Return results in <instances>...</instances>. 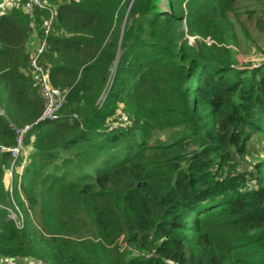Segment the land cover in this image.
I'll return each mask as SVG.
<instances>
[{
  "label": "trees",
  "instance_id": "1",
  "mask_svg": "<svg viewBox=\"0 0 264 264\" xmlns=\"http://www.w3.org/2000/svg\"><path fill=\"white\" fill-rule=\"evenodd\" d=\"M41 1L32 17L19 4L0 13V258L264 264V152L238 161L258 138L264 151V62L239 68L187 38L222 40L238 0ZM48 8L36 64L65 100L58 119L36 121L30 61Z\"/></svg>",
  "mask_w": 264,
  "mask_h": 264
},
{
  "label": "rangeland",
  "instance_id": "2",
  "mask_svg": "<svg viewBox=\"0 0 264 264\" xmlns=\"http://www.w3.org/2000/svg\"><path fill=\"white\" fill-rule=\"evenodd\" d=\"M23 1L24 0H0V13L7 11L12 5H21ZM227 16L230 18L228 21L232 23V28L226 25L221 28L222 40H218L211 35H204L203 37L202 35L196 34L192 36L187 35L188 42L190 44H194L195 38H198L204 42H208V44L217 43L220 47L223 46L222 48L228 51L229 58L231 60L235 59L238 62L237 66L239 68L257 67L259 63L264 62V1L238 0L234 9H232ZM207 28V26H200L199 30L205 31ZM228 29L231 30L227 32ZM226 34L228 36H226ZM231 62L233 65H236L233 60ZM114 67L115 64L113 69ZM126 123L127 121H123V124ZM116 125L117 123L114 126ZM155 134L159 137V139H165L167 132ZM249 144L250 145L247 150L248 152H251V154H247L242 157L244 162L238 159L239 162L243 163V166L245 164L257 162L263 157L264 151L261 148L263 146V140L261 138H258V142H250ZM27 154L28 151H24V156ZM22 162V165L19 168H16L18 174H21L23 169L28 164L27 158H25ZM248 170L253 171V168H249ZM10 178L11 170H6L4 185L8 189L10 188ZM6 216L17 223L19 222L17 221V213L13 207L6 209ZM28 216L33 218L35 216L34 212L30 211ZM117 243L119 250L131 251L133 249L131 245L127 244L124 240L122 241V237H120V240ZM0 264H33V262L30 260L19 262L16 260L0 258Z\"/></svg>",
  "mask_w": 264,
  "mask_h": 264
},
{
  "label": "built area",
  "instance_id": "3",
  "mask_svg": "<svg viewBox=\"0 0 264 264\" xmlns=\"http://www.w3.org/2000/svg\"><path fill=\"white\" fill-rule=\"evenodd\" d=\"M20 7L29 17H32L34 9L36 8L42 9L45 7V5L41 0H24ZM48 12H49L48 18L45 19L41 24L44 37L42 38L39 44L36 54L31 58L30 61V65L32 66L34 71L38 73L39 81H40V96L44 101V107L42 113L40 114V116L37 118L36 121H50V120L58 119L61 116V110L65 100V92L57 88L51 87L47 82L46 73L36 64V57L42 51V48L45 43V36L47 35L50 29V24L53 17L52 9L48 8ZM71 116L76 117L75 114H71ZM29 127L30 126L26 125L23 126L22 128L15 129L16 146L12 148H8L9 152L13 157H16L19 150L21 149L23 134L27 129H29ZM0 149L2 150L4 148L1 147ZM34 264H45V263L39 261Z\"/></svg>",
  "mask_w": 264,
  "mask_h": 264
},
{
  "label": "water",
  "instance_id": "4",
  "mask_svg": "<svg viewBox=\"0 0 264 264\" xmlns=\"http://www.w3.org/2000/svg\"><path fill=\"white\" fill-rule=\"evenodd\" d=\"M132 1H133V0H130V4H131ZM130 4H129V6H130Z\"/></svg>",
  "mask_w": 264,
  "mask_h": 264
}]
</instances>
